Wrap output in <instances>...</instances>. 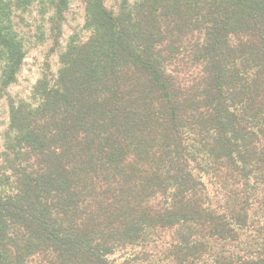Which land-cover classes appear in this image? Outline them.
<instances>
[{
    "label": "trees",
    "instance_id": "trees-1",
    "mask_svg": "<svg viewBox=\"0 0 264 264\" xmlns=\"http://www.w3.org/2000/svg\"><path fill=\"white\" fill-rule=\"evenodd\" d=\"M68 1L0 0V264H264V0Z\"/></svg>",
    "mask_w": 264,
    "mask_h": 264
},
{
    "label": "rangeland",
    "instance_id": "rangeland-1",
    "mask_svg": "<svg viewBox=\"0 0 264 264\" xmlns=\"http://www.w3.org/2000/svg\"><path fill=\"white\" fill-rule=\"evenodd\" d=\"M107 8L112 6L111 0H104ZM38 3L31 7L29 13L21 15L22 24L15 20L18 33L27 41L26 55L23 60L20 71L17 75V82L10 86L7 92L12 98L26 99L36 82L40 79L44 63H48L50 71L55 73L58 69V58L56 53H50L51 41L48 39L46 26L43 27V20L39 16ZM84 4L81 0H69L68 9L64 14L65 22L62 25L61 46H64L66 40L74 32H78L84 39L87 34L81 33L84 25ZM42 34V35H41ZM193 77V74H190ZM8 127V105L5 97L0 95V154L3 150L4 133ZM1 165V160H0ZM116 253L114 258L120 256ZM120 261V260H119Z\"/></svg>",
    "mask_w": 264,
    "mask_h": 264
}]
</instances>
